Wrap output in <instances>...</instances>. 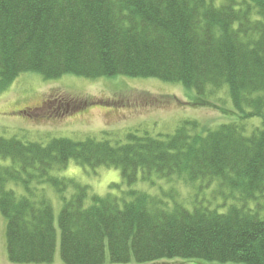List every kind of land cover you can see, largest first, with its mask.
I'll return each mask as SVG.
<instances>
[{
    "label": "trees",
    "instance_id": "obj_1",
    "mask_svg": "<svg viewBox=\"0 0 264 264\" xmlns=\"http://www.w3.org/2000/svg\"><path fill=\"white\" fill-rule=\"evenodd\" d=\"M27 72L44 79H154L194 89L199 97L190 105L196 106L208 105L206 90L226 86L240 121L213 129L183 122L170 135L136 131L124 142L0 137L9 262L51 263L57 225L64 264L174 258L264 264V0H0V90ZM251 118L261 122L248 133L241 121ZM70 160L120 169L128 190L111 185L121 194L98 197L51 175ZM153 176L171 183L217 179L239 194L238 204L219 212L225 204L194 201L187 209L175 195L157 198L129 188L138 181L153 185ZM9 182L25 193L6 189ZM43 184L61 199L56 222L52 206L34 189Z\"/></svg>",
    "mask_w": 264,
    "mask_h": 264
},
{
    "label": "rangeland",
    "instance_id": "obj_2",
    "mask_svg": "<svg viewBox=\"0 0 264 264\" xmlns=\"http://www.w3.org/2000/svg\"><path fill=\"white\" fill-rule=\"evenodd\" d=\"M198 95L194 89L154 79L114 77L87 79L64 75L55 79H44L35 72L20 74L10 85L0 90V137L16 138L23 142L46 144L54 138L82 141L88 138L124 142L128 133H148L151 136L170 135L183 122H196L200 127L215 128L221 124L240 121L232 106L226 86L206 90L203 99L207 106L190 105ZM90 103L80 112H71L72 107ZM68 104V108H65ZM60 107V108H59ZM231 112L232 115L229 113ZM229 113V114H228ZM260 118H251L241 123L249 133L252 126H260ZM54 177L72 180L86 186L90 195L103 197L107 193L120 195L111 185H119L123 191L120 169L97 167L91 169L70 160L62 170H52ZM149 182L133 184L131 189L146 192L161 198L164 194L175 195V200L191 209L199 201L219 212L226 211L230 204H238L239 194L220 185L217 179L182 181L173 183L153 176ZM6 189L23 195L20 183L9 182ZM52 206L55 222L62 207L56 190L49 184L34 187ZM170 191V193L168 192ZM73 193L68 188L66 196ZM167 200V198H164ZM171 202V201H169ZM254 201L248 202L252 208ZM53 261L49 264H64L59 255V231ZM0 264H13L7 258L5 246V218L0 214ZM105 264H110L106 261ZM136 264V263H130ZM144 264H235L199 262L187 259H163Z\"/></svg>",
    "mask_w": 264,
    "mask_h": 264
}]
</instances>
